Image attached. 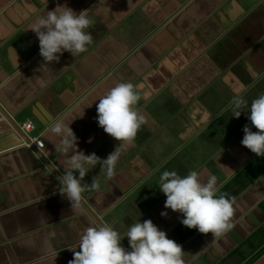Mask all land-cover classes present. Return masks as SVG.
I'll use <instances>...</instances> for the list:
<instances>
[{
  "label": "crops",
  "instance_id": "1",
  "mask_svg": "<svg viewBox=\"0 0 264 264\" xmlns=\"http://www.w3.org/2000/svg\"><path fill=\"white\" fill-rule=\"evenodd\" d=\"M58 4L89 11L93 42L45 64L30 26ZM8 77L0 89V264H69L85 229L104 224L131 251L126 233L145 220L182 246L185 264H264V157L241 143L245 125L258 131L247 111L264 94V0H0V81ZM120 82L136 86L146 123L111 180L99 163L89 168L82 183L98 177L100 188L72 209L57 177L75 149L62 154L60 138L41 133L82 100L65 123L79 151L106 159L119 142L99 127L97 105ZM236 95L248 101L238 119ZM27 121L34 128L25 134ZM35 135L40 148L26 144ZM166 170H195L202 183L216 176L219 194L234 200L232 229L213 239L185 227L164 207Z\"/></svg>",
  "mask_w": 264,
  "mask_h": 264
},
{
  "label": "clouds",
  "instance_id": "2",
  "mask_svg": "<svg viewBox=\"0 0 264 264\" xmlns=\"http://www.w3.org/2000/svg\"><path fill=\"white\" fill-rule=\"evenodd\" d=\"M84 10L77 14L67 5H57L53 11L38 17L30 26L38 40L40 55L45 64L58 62L65 51L73 57L88 51L93 42L92 34L87 31L93 24ZM59 54V55H58ZM12 80L8 77L0 81V89ZM141 96L132 83L120 82L109 89L98 101L97 123L103 131L119 142L114 152L101 160L95 153L85 155L77 148V137L71 124H66L73 112L83 101L73 107L66 108L41 133L53 134L60 138L57 151L67 154L75 149L68 160L67 170L57 177L59 193L78 209L84 199L83 193L98 191V177L92 183H82L90 167L101 165V174L111 180L115 175V167L121 150L134 143L141 126L146 123L137 105ZM234 109L233 117L239 118L248 107V101L242 95H236L230 102ZM248 115L251 125L258 131L253 132L245 125V133L241 143L257 156L264 157V94L252 100ZM74 121V120H73ZM92 141L89 140V143ZM74 173H78L77 177ZM159 189L166 196L164 207L183 215L180 222L189 229H198L199 233L211 234L213 239L227 234L233 227L234 200L219 194L217 177H208L202 183L195 170L181 177L176 171H164L159 178ZM167 217V212H162ZM131 248L127 251L121 247V237L111 226L88 227L80 238L79 250L73 251L74 258L69 264H185L184 251L181 245L167 237L151 220L133 223L126 236Z\"/></svg>",
  "mask_w": 264,
  "mask_h": 264
},
{
  "label": "built area",
  "instance_id": "3",
  "mask_svg": "<svg viewBox=\"0 0 264 264\" xmlns=\"http://www.w3.org/2000/svg\"><path fill=\"white\" fill-rule=\"evenodd\" d=\"M20 128L21 130L26 134V133H29L33 130L34 128V125L31 121H27V122H23L21 125H20ZM30 142H27L26 144L29 145L32 143H34V145L36 147H41L42 146V141L41 139L39 138V135H35V136H30Z\"/></svg>",
  "mask_w": 264,
  "mask_h": 264
}]
</instances>
